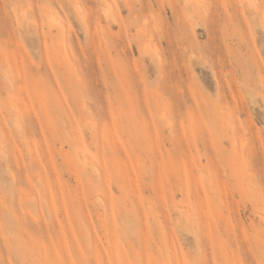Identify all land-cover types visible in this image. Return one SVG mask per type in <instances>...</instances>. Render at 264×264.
<instances>
[{"label": "rangeland", "instance_id": "obj_1", "mask_svg": "<svg viewBox=\"0 0 264 264\" xmlns=\"http://www.w3.org/2000/svg\"><path fill=\"white\" fill-rule=\"evenodd\" d=\"M0 264H264V0H0Z\"/></svg>", "mask_w": 264, "mask_h": 264}, {"label": "bare ground", "instance_id": "obj_2", "mask_svg": "<svg viewBox=\"0 0 264 264\" xmlns=\"http://www.w3.org/2000/svg\"><path fill=\"white\" fill-rule=\"evenodd\" d=\"M253 4V3H252ZM255 6V5H254ZM256 7V6H255ZM54 19V18H53ZM98 170V169H97Z\"/></svg>", "mask_w": 264, "mask_h": 264}]
</instances>
